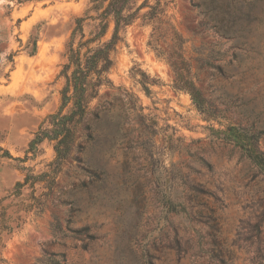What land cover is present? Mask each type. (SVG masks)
<instances>
[{"label": "rangeland", "instance_id": "1", "mask_svg": "<svg viewBox=\"0 0 264 264\" xmlns=\"http://www.w3.org/2000/svg\"><path fill=\"white\" fill-rule=\"evenodd\" d=\"M160 3L164 36L141 7L91 103V136L83 121L58 155L65 44L105 3L0 0V264H264V167L226 130L258 134L264 151V0Z\"/></svg>", "mask_w": 264, "mask_h": 264}, {"label": "trees", "instance_id": "2", "mask_svg": "<svg viewBox=\"0 0 264 264\" xmlns=\"http://www.w3.org/2000/svg\"><path fill=\"white\" fill-rule=\"evenodd\" d=\"M23 2V0H16ZM94 3L101 1L105 3L103 8L97 12L96 16H89L92 20L98 22L94 25L93 30L88 36L83 31L84 18L79 17L74 21V27L65 44L64 57L66 61L62 64L59 75L64 77V84L60 90V105L56 112L49 115V123L51 125L49 138L56 140L55 150L57 154L68 152L70 144L74 139L76 128L83 121H86V128L89 129V136L92 134L91 125L86 120L87 115L93 118H98L101 109L99 104L92 107V101L97 98L99 88L106 83H110L107 77L108 70L112 64L111 52L115 49L118 42L123 40L121 31L129 24H131L137 17H139V10L141 7L147 5L149 9L141 14V17L146 20L156 18L158 25L154 27L152 35L154 41H157L167 28L162 26L161 16L163 9L160 0L152 5L146 4L144 0L139 6L134 8V0H92ZM93 8L98 7L94 6ZM113 22V28L109 38L102 40L106 35L109 22ZM177 41H181L178 36L175 37ZM21 45V41L17 38ZM37 36H30L27 43L23 47L29 54H34L36 51ZM8 38L5 32H0V52L3 46H6ZM18 50H10L5 55V60L13 63V57ZM172 65L178 71L174 62ZM1 72V69H0ZM177 78V76H176ZM177 88L187 89L196 106L201 109L204 104V98L200 91L192 81L176 79ZM67 108V112L63 110ZM203 109V108H202ZM229 133L227 135L230 140L240 145L246 151V156L251 161L264 167V151L258 148V134H251L249 139L251 142L245 140L247 131L245 129L229 127L226 129ZM244 131V132H243ZM37 137V136H36ZM42 137H37L36 140H41ZM1 156L10 157V154L3 150Z\"/></svg>", "mask_w": 264, "mask_h": 264}]
</instances>
